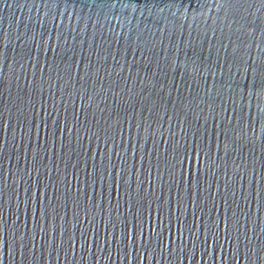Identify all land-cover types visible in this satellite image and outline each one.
I'll return each mask as SVG.
<instances>
[{
	"label": "water",
	"instance_id": "obj_1",
	"mask_svg": "<svg viewBox=\"0 0 264 264\" xmlns=\"http://www.w3.org/2000/svg\"><path fill=\"white\" fill-rule=\"evenodd\" d=\"M262 57L260 0H0V264H264Z\"/></svg>",
	"mask_w": 264,
	"mask_h": 264
},
{
	"label": "snow or ice",
	"instance_id": "obj_2",
	"mask_svg": "<svg viewBox=\"0 0 264 264\" xmlns=\"http://www.w3.org/2000/svg\"><path fill=\"white\" fill-rule=\"evenodd\" d=\"M261 6L264 7V0H260ZM249 70L253 73V80L251 82V90H258L259 93L264 94V57L261 58L258 66H249ZM53 125H56V121L52 122ZM45 127H47V122H45ZM193 158H195V153H193ZM187 159V158H186ZM181 166H183L184 161H179ZM243 179V177H240ZM235 195V193H233ZM237 224L239 220L237 219Z\"/></svg>",
	"mask_w": 264,
	"mask_h": 264
}]
</instances>
